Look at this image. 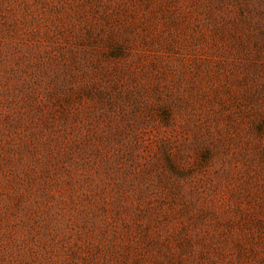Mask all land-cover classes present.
<instances>
[{"label": "rangeland", "instance_id": "374dc122", "mask_svg": "<svg viewBox=\"0 0 264 264\" xmlns=\"http://www.w3.org/2000/svg\"><path fill=\"white\" fill-rule=\"evenodd\" d=\"M0 264H264V0H0Z\"/></svg>", "mask_w": 264, "mask_h": 264}]
</instances>
